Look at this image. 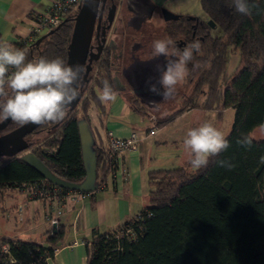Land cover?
<instances>
[{
  "label": "trees",
  "instance_id": "16d2710c",
  "mask_svg": "<svg viewBox=\"0 0 264 264\" xmlns=\"http://www.w3.org/2000/svg\"><path fill=\"white\" fill-rule=\"evenodd\" d=\"M255 3L258 7L252 14L243 15L236 11L233 0H197L205 22L182 15L178 21L165 24L166 37L182 39L185 48L193 42L189 39L193 29L181 23L183 18L201 22L196 32L202 37L197 40L202 47L200 53L194 52L188 65L190 75L183 82L184 87H191L189 94L177 110L156 119L154 126L161 127L189 109L215 110L219 121L221 111L231 108L233 117L226 135L230 147L199 170L191 167L189 156L179 167L148 171L147 205L115 228L103 232L91 228L89 237L82 241L84 264H264V163L260 162L264 157V137L252 139L251 148L237 143L242 135L264 126V0ZM73 15L67 12L53 32L37 44L33 40L28 46L12 45L26 49L29 60L59 57L65 61ZM207 20L220 36L207 33ZM230 51L237 52V62L224 82ZM94 83L101 87L100 81L94 79ZM83 87L78 103L63 122L39 125L24 137L26 151L53 175L70 183L83 177L76 120L83 117L89 126L87 110L93 108L102 127L105 116L99 96L91 88L82 95ZM125 100L131 112L150 116L135 99ZM16 126L9 119L0 134ZM192 126L190 123L189 128ZM90 131L98 188L106 176V132L102 140L91 128ZM34 134H42L41 139L28 140ZM222 160L235 167H221L218 162ZM27 184L50 185L17 156L1 157L0 198L5 189L19 191ZM43 234L42 243L1 237L0 245L8 246L11 264H47L62 230L56 225Z\"/></svg>",
  "mask_w": 264,
  "mask_h": 264
},
{
  "label": "crops",
  "instance_id": "0c3cea01",
  "mask_svg": "<svg viewBox=\"0 0 264 264\" xmlns=\"http://www.w3.org/2000/svg\"><path fill=\"white\" fill-rule=\"evenodd\" d=\"M161 3L166 0H160ZM50 0H0V43L15 44L17 36H26L30 23L28 17L42 13ZM160 3V2H159ZM105 116L102 127L98 124L93 108L87 110L90 128L103 140V131L118 138L135 137V150L120 156L117 170L105 177L101 186L74 202L66 201L57 217V226L62 236L55 243L53 256L47 264H84L83 239L89 237L93 227L103 232L117 227L145 207L144 198L149 190L146 185L147 172L156 169H169L174 162H180L181 144L189 131V116L194 110H186L170 122L156 128L155 119L150 116L149 126L142 123L140 115L128 109L125 97L119 94L114 102H102ZM143 124V125H141ZM152 130L150 135L148 132ZM0 211L25 223L19 228L22 240L42 243L45 230L50 228L44 215L50 213L49 204L31 201L23 204V193L5 189L0 198ZM23 204L20 215L15 208ZM41 220V224H37ZM41 226V229H39Z\"/></svg>",
  "mask_w": 264,
  "mask_h": 264
},
{
  "label": "clouds",
  "instance_id": "9594fccd",
  "mask_svg": "<svg viewBox=\"0 0 264 264\" xmlns=\"http://www.w3.org/2000/svg\"><path fill=\"white\" fill-rule=\"evenodd\" d=\"M236 11L251 15L258 5L255 0H233ZM199 41H193L183 50L176 47L170 37L152 42V55L164 56L166 64L157 83L149 82V91L171 99L177 86L190 75L189 63L194 52H201ZM160 71V69H157ZM83 67L70 66L62 58L52 60L40 57L28 59L26 49H19L8 43H0V121L11 119L18 125L59 124L69 114L70 107L80 95V80ZM159 84V88L157 87ZM163 89V91H161ZM118 90L105 80L99 93L101 102H114ZM264 127V126H262ZM237 143L251 148L250 135H242ZM183 145L189 151L191 167L195 170L208 166L210 158L218 156L230 147L229 140L211 121L190 129ZM264 163V157H261ZM221 167L231 170L230 161H219Z\"/></svg>",
  "mask_w": 264,
  "mask_h": 264
},
{
  "label": "water",
  "instance_id": "95a60500",
  "mask_svg": "<svg viewBox=\"0 0 264 264\" xmlns=\"http://www.w3.org/2000/svg\"><path fill=\"white\" fill-rule=\"evenodd\" d=\"M103 1L104 0H81L80 5L72 17V27L66 44L65 62L70 66L80 65L83 67L84 71L82 72V79L80 80V89L86 82V76L90 70L88 48L94 27L95 16L96 13H98L97 20H99ZM124 5L126 10L130 13V18L126 24H132V28L135 30L146 18L150 17V13L154 7L152 0H124ZM162 13L164 20H175L178 17L166 10H163ZM206 23L209 27H214V24L210 20H207ZM54 29L55 28L50 29L36 37L34 39V44H37L46 35L53 32ZM165 64L166 58H163V56H153L144 60L134 57L128 65L121 68V77L141 107L148 110H151V108L156 109V107H152V104L154 106L160 102L159 99L155 100L153 97L151 98L153 93L148 89L149 82L157 83ZM158 68L160 71L157 70ZM157 87H160L159 84H157ZM115 88L118 91L123 90V88ZM137 89L144 90L139 92ZM79 98L80 95L75 101H73L70 109H73L76 106ZM7 121L8 120L0 121V129L5 126ZM75 125L81 151V165L83 168V177L77 183H70L59 179L32 153L26 151L27 142L24 140V137L39 126L36 124L29 123L23 126L18 125L9 131L1 133L0 158L17 156L20 162L35 171L49 184L64 190L91 193L97 190V183L95 182V156L93 150L94 139L90 128L83 117L77 119Z\"/></svg>",
  "mask_w": 264,
  "mask_h": 264
},
{
  "label": "flooded vegetation",
  "instance_id": "af4514ba",
  "mask_svg": "<svg viewBox=\"0 0 264 264\" xmlns=\"http://www.w3.org/2000/svg\"><path fill=\"white\" fill-rule=\"evenodd\" d=\"M152 1L154 3V7L150 13V17L146 18L136 30L132 28V24H126L130 18V13L125 8L124 0L103 1L99 20H97L98 13H96L94 20V27L88 48L90 70L86 76V82L82 85V87L84 86L82 95H85L91 88L92 91H94L99 96L104 81L108 80L113 86L123 88V90L118 91L119 94H122L126 98L136 100L120 75L121 68L128 65L134 57L140 60L153 57L152 42L157 39L166 38V35L164 34L165 24L172 21H178L179 16H182L180 14L172 13L178 16L177 19L164 20L162 13L164 8H162V4H158L154 2V0ZM153 14L156 15L157 23L161 24V33L159 35L156 34L153 29V23H148L144 32L140 33L143 29V26L149 19H151ZM193 17L200 20L199 17ZM189 21L190 20L188 18H183V21L181 22L183 25H188L193 29L189 35V39L191 41L200 40L202 37L200 36L199 32L196 31L200 28L201 22ZM201 21L205 22V20L202 19ZM211 29L212 28L207 25L206 31L209 35ZM202 35H205V33H202ZM173 41L175 42V45L178 49H184L185 43L182 41V39H175ZM163 58L165 57L163 56ZM94 79L102 83L101 87L96 86ZM82 87L80 90H82ZM137 90L140 92L144 89ZM161 91H163V89H161ZM182 95V93L180 94L178 90H176L175 95L171 99L164 100L162 96L153 93L151 98L153 97L155 100L159 99L160 102L154 106L152 104V107H156V109L151 108V110H148L143 108L145 111L144 113L149 115L152 113L155 114L161 110L162 105L170 101L173 103H179V101H181V99L184 97Z\"/></svg>",
  "mask_w": 264,
  "mask_h": 264
},
{
  "label": "built area",
  "instance_id": "2783aa9c",
  "mask_svg": "<svg viewBox=\"0 0 264 264\" xmlns=\"http://www.w3.org/2000/svg\"><path fill=\"white\" fill-rule=\"evenodd\" d=\"M80 2L81 0H50L46 10L42 13H35L28 17L30 23L28 34L26 36H17L15 44L22 46L30 45L41 33L57 27L67 12L74 14L80 5ZM152 132V130H149L148 133L152 134ZM133 150H135L134 136L131 135L127 138H118L110 133H106L104 144L105 159L107 163L106 176H112L117 170L120 156L123 153ZM19 191L23 193V204L31 201H39L49 204L50 213L44 215V219L48 221L50 228H54L57 225V217L60 215L62 206L66 201L74 202L83 199L87 195V193L78 191L64 190L51 184L48 186L42 184H27L23 185ZM23 204H19L15 208L18 215H20V210ZM0 255H2V257H0V264L13 263L12 258L8 254V246L6 244L0 245Z\"/></svg>",
  "mask_w": 264,
  "mask_h": 264
},
{
  "label": "rangeland",
  "instance_id": "374dc122",
  "mask_svg": "<svg viewBox=\"0 0 264 264\" xmlns=\"http://www.w3.org/2000/svg\"><path fill=\"white\" fill-rule=\"evenodd\" d=\"M154 2H156L158 4H162L161 5L162 8H164V10L169 11L171 13L180 14V15L189 14L191 16L199 17L202 20H206V17L203 15V13L200 11V9L198 7L197 0H166L162 3L160 0H154ZM148 23H153V29L156 32V34L159 35L161 33V24L157 23V18H156L155 14H153L151 19H149L147 21V23L143 26V29L141 30L140 33L144 32ZM41 34H43V33H41ZM210 36L218 37V36H220V31L216 27H213L210 30ZM236 62H237V52L236 51H230L226 57L224 82H226V80L229 78L231 72L233 71V69L236 65ZM177 90L180 94L181 93L183 94L182 96L186 97L189 94L191 87L190 86L184 87V84L182 83V84L177 86ZM183 98L181 100H183ZM180 102L181 101H179V103ZM179 103H173L171 101L167 102L166 104L162 105V108L159 112H157L155 114L152 113L151 116L156 120L165 114H169V113H171V112H173L179 108V106H180ZM215 114H216L215 110H209V111H202V110H196L195 111L194 110V111H192L189 116L188 115L185 116L186 119L188 120V122L193 123V126L191 128H189V130L197 127V124H196L197 122L202 124L205 121H211L214 124V126L217 127L219 130H221L226 136L229 132L230 125L232 122L233 110L231 108H227V109L222 110L221 111V117H220L219 121L216 120ZM141 121H142V123L145 122L149 126L152 125V122L148 121L146 116H143ZM141 125H143V124H141ZM41 135L42 134H34V136H32V137L29 136L28 140L38 141L39 139H41ZM250 136L254 140L262 139L264 137V127H262V126L255 127L251 131ZM180 150L182 151L181 158L179 159L181 162L189 156V153L187 152L188 150H186L184 148L183 143L181 144ZM179 166H180V164L176 163V161H175L174 164L172 165V167H170V168L179 167ZM144 204L147 205V199L146 198H144ZM12 217L13 216H8V215L2 213V211H0V238L1 237L14 238V237L19 236V228L22 225H24L25 223L21 219L16 220ZM37 224L38 225L41 224V220H38ZM39 229H41V226H39ZM43 233H41V234L44 236L45 234H43Z\"/></svg>",
  "mask_w": 264,
  "mask_h": 264
},
{
  "label": "bare ground",
  "instance_id": "6f19581e",
  "mask_svg": "<svg viewBox=\"0 0 264 264\" xmlns=\"http://www.w3.org/2000/svg\"><path fill=\"white\" fill-rule=\"evenodd\" d=\"M151 135V134H150Z\"/></svg>",
  "mask_w": 264,
  "mask_h": 264
}]
</instances>
